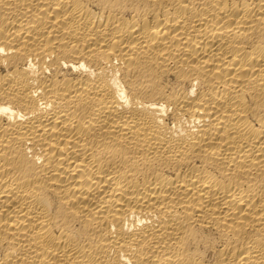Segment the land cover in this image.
Segmentation results:
<instances>
[{
	"label": "bare ground",
	"instance_id": "1",
	"mask_svg": "<svg viewBox=\"0 0 264 264\" xmlns=\"http://www.w3.org/2000/svg\"><path fill=\"white\" fill-rule=\"evenodd\" d=\"M0 264H264V0H0Z\"/></svg>",
	"mask_w": 264,
	"mask_h": 264
}]
</instances>
